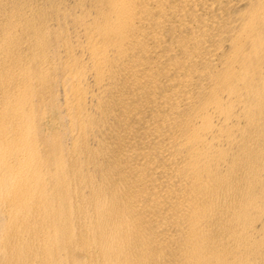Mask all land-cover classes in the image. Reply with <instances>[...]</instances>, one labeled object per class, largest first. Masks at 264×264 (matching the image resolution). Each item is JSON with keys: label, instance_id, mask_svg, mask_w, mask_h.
<instances>
[{"label": "bare ground", "instance_id": "bare-ground-1", "mask_svg": "<svg viewBox=\"0 0 264 264\" xmlns=\"http://www.w3.org/2000/svg\"><path fill=\"white\" fill-rule=\"evenodd\" d=\"M0 264H264V0H0Z\"/></svg>", "mask_w": 264, "mask_h": 264}]
</instances>
